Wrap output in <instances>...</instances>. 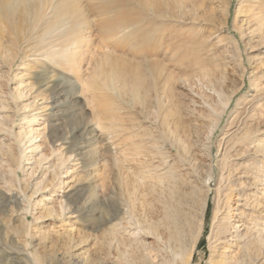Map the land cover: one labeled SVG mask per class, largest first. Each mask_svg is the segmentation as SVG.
<instances>
[{
	"label": "rangeland",
	"instance_id": "1",
	"mask_svg": "<svg viewBox=\"0 0 264 264\" xmlns=\"http://www.w3.org/2000/svg\"><path fill=\"white\" fill-rule=\"evenodd\" d=\"M40 2L0 0L2 54L42 36L59 52L0 58V142L13 148H0V264H17V239L18 264H264V0ZM73 7L70 31L44 35ZM21 72L54 110L33 122L47 135L34 165L15 140Z\"/></svg>",
	"mask_w": 264,
	"mask_h": 264
},
{
	"label": "bare ground",
	"instance_id": "2",
	"mask_svg": "<svg viewBox=\"0 0 264 264\" xmlns=\"http://www.w3.org/2000/svg\"><path fill=\"white\" fill-rule=\"evenodd\" d=\"M21 2V5L22 6H25V7H28V6H31V5H35L38 7V10L37 12L40 13L42 11V5H41V0H19ZM33 2V3H32ZM36 3V4H34ZM39 5H38V4ZM64 0H60V2L58 3V5L56 7H60L62 8L64 6ZM80 8L78 7H73L72 10H68V11H65V12H62L61 14H57V15H54L49 21V24H47L46 22V30L44 31V35L45 34H51L55 31L54 27H63L65 29H63L62 31H59V34L62 33V32H68L71 30L72 28V22H71V17H68V14L72 11H75L76 13L79 12ZM14 11H17L16 7H12V12ZM68 13V14H67ZM28 16H30V12L29 10L26 11L25 13ZM44 15V14H43ZM46 15L47 13L45 14V16L43 17V19L46 18ZM68 19L66 21H63L65 18ZM2 20L1 22L3 21V19L6 18V20L9 18H18L21 20V17H16V16H13L11 17L8 14H5L4 16L1 17ZM42 18V17H41ZM4 24V23H2ZM62 25V26H61ZM133 32V31H132ZM256 30L255 28H252V33H255ZM62 35V34H61ZM43 37V36H42ZM38 38L37 39V42L39 43L38 46H31L32 44V41L31 39L29 40H26L22 43L21 47L20 48H16V51H12V54L13 56H10L8 54L7 55H4L2 54L1 52V49H0V58L1 59H6L9 58V59H13V58H17L19 53L21 54H25V52H23L22 50L26 47H29L28 49H30L29 52H35L38 54V57H44V59L42 60H45L46 58L49 59V60H52L51 63H58V60H56L58 57H55L57 53V51H55L54 49H46V48H42V45H44L45 43V38ZM0 43H2L0 41ZM27 46H26V45ZM25 45V46H24ZM66 48L63 49V51H60L61 55L64 54L63 52L65 51ZM34 55V54H33ZM20 56V55H19ZM24 65V64H23ZM27 65V64H26ZM23 68V67H22ZM22 73V72H21ZM28 73V72H27ZM16 76L19 77V80H17ZM15 82H16V85L13 87V92H14V96H13V101H14V107H15V110L17 112H19L21 115H22V120H23V123L25 126H26V130L21 132L18 136L16 140L17 144H18V149L22 155V157H25L26 158V161L27 163L26 164H37L39 162H41L43 159L42 157H34L36 152H38L40 150V148L43 147V143L41 145V141L43 140L44 137H47V135H45L44 133L46 132V129H45V126H40L38 128L34 127L33 126V122L35 121H39L40 119H45V116L44 115H53V111H50L48 113L45 112V110H52V105L50 106L48 103V101L46 102V99H45V96H44V93L43 91L46 89L44 88V85H40L38 86V88L36 89L35 87V84L33 82H31V79L30 78H27V74L26 73H22V74H15V77H14ZM41 79V78H40ZM44 79V78H43ZM46 79V78H45ZM48 84V83H47ZM48 86V85H47ZM61 86V85H60ZM134 87L137 89L140 87L139 84L135 83ZM59 88V87H58ZM81 90H82V84H81ZM62 92V91H61ZM67 92V91H66ZM58 93V92H56ZM66 94V93H65ZM61 95V94H60ZM70 95V94H69ZM74 95V94H73ZM72 95V96H73ZM54 97H57V96H54ZM67 97H68V94H67ZM58 98V97H57ZM56 98V99H57ZM61 99V98H60ZM59 101V100H58ZM50 102V101H49ZM54 103V102H53ZM63 103V102H62ZM57 106V105H56ZM8 106H7V103L6 101L4 100L2 104H0V112H5V111H8ZM53 109L54 106H53ZM59 109V107H58ZM46 114H45V113ZM6 113V112H5ZM98 114V112L96 113V115ZM4 115V114H3ZM6 115V114H5ZM40 116V117H39ZM98 118L100 119L101 118V115H98ZM46 120V119H45ZM44 122V121H43ZM99 123V122H98ZM43 124V123H42ZM51 124V123H50ZM41 125V124H40ZM48 126V125H46ZM95 126L98 128V124H95ZM54 127V126H53ZM48 128V127H47ZM96 128V129H97ZM52 129V128H50ZM52 132V131H51ZM44 136V137H43ZM50 137L53 136V133H51L49 135ZM53 142H55L54 139H52ZM256 147H261V143H258L255 145ZM4 147L8 148L9 150L13 149L12 147L10 146H6L4 145V143L1 144L0 142V148L3 149ZM5 159V158H4ZM39 161V162H37ZM37 162V163H36ZM43 163V162H42ZM32 169V167H31ZM33 170V169H32ZM2 176V173H1V169H0V177ZM68 184V183H67ZM169 187L168 188V196L172 197V198H175L176 199V205L177 207H179L180 205H182V201L184 199V194L181 193L178 189L175 190L174 187H172L171 184H169ZM167 188V187H166ZM152 190H156L154 187H151ZM76 192V191H74ZM14 193V192H13ZM10 194V192L8 193ZM163 193L161 192V195ZM7 196V191H4V189L2 188V186L0 185V197H4L6 198ZM10 196V195H9ZM12 196V195H11ZM186 197V195H185ZM15 202V201H14ZM242 205V204H241ZM177 207H172V209L175 211V213L171 216V219H172V222L174 223L175 225V229L173 230L172 229V232H169V236L168 238L170 240H176L178 241V238L179 236L181 235V228H180V225H179V221H180V212L178 211ZM68 209V208H67ZM102 224H100V227H101ZM99 227V228H100ZM240 227V226H239ZM258 228V227H257ZM256 228V229H257ZM68 230V229H67ZM72 231V229H71ZM236 232H239L240 230L238 229V227H236L235 229ZM68 233V231H66V234ZM127 233V231H126ZM126 233H125V236H126ZM130 233V232H129ZM105 234H107V232H105ZM128 234V233H127ZM135 235V234H134ZM241 235V234H240ZM238 233H236L235 237L236 236H240ZM131 237V236H130ZM234 237V236H233ZM129 238H123V240H128ZM17 250L16 249H13L15 250V263H22L24 261H26V259H28V254L24 251V245L20 244L19 240L17 239ZM137 243V242H136ZM135 243V244H136ZM111 244V242H110ZM109 244V246H110ZM131 244H134L131 242ZM15 246V247H16ZM195 249V244H193V247L192 249L190 250V252ZM9 252V251H8ZM12 252V251H11ZM181 252L182 254H185L188 252V249H184L183 247H181ZM185 252V253H183ZM13 253V252H12ZM176 253V252H175ZM11 254V253H10ZM12 255V254H11ZM2 259V258H1ZM4 260V259H3ZM35 263L36 261L33 260ZM82 261V260H81ZM4 262V261H2ZM84 263L83 264H86V261L84 260L83 261ZM3 264V263H2ZM157 264H168L167 262L164 263L162 261L157 263Z\"/></svg>",
	"mask_w": 264,
	"mask_h": 264
}]
</instances>
